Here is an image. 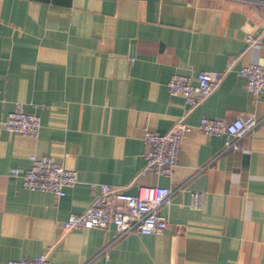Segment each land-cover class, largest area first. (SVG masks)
<instances>
[{
  "label": "crops",
  "instance_id": "obj_1",
  "mask_svg": "<svg viewBox=\"0 0 264 264\" xmlns=\"http://www.w3.org/2000/svg\"><path fill=\"white\" fill-rule=\"evenodd\" d=\"M251 64L264 67V0H0V264L44 253L51 264H264V94L239 74ZM229 68L187 114L173 175L145 171L146 131L186 114L171 77L198 83ZM18 105L40 116L38 138L4 128ZM241 115L258 121L243 150L199 129L203 117ZM31 155L63 162L79 182L61 198L25 189L10 170L30 168ZM92 183L176 190L159 210L168 228L65 231L92 204Z\"/></svg>",
  "mask_w": 264,
  "mask_h": 264
},
{
  "label": "built area",
  "instance_id": "obj_2",
  "mask_svg": "<svg viewBox=\"0 0 264 264\" xmlns=\"http://www.w3.org/2000/svg\"><path fill=\"white\" fill-rule=\"evenodd\" d=\"M253 39H250L252 41ZM203 71L198 75V83L185 75H173L167 83L172 95L185 98L186 114L166 132L146 131L145 171L159 176L171 177L178 164L179 150L184 137L191 130L185 121L187 114L201 105L220 85L229 72ZM246 78L247 89L255 95L264 94V67L251 64L239 70ZM257 119L249 116H238L229 122L224 119L201 118L199 129L208 135H224L227 150H243L239 141L254 129ZM6 130L38 138L41 133V118L38 114L24 111L21 105L9 113L3 122ZM32 165L28 169L13 168L10 174L20 177L23 187L30 191H46L57 198L66 194V188L79 182L77 171L67 169L63 162L49 156L30 157ZM181 185L177 190H182ZM94 199L90 207L81 214H72L64 224L65 231L74 229L115 227L116 236L122 238L129 234H160L168 228V221L161 215V207L173 203L176 190L164 186H143L138 194L127 191V187L97 184L90 185ZM202 195L191 193L190 206L201 207ZM8 264H51L48 253L33 257L10 260ZM84 264H92L88 261Z\"/></svg>",
  "mask_w": 264,
  "mask_h": 264
}]
</instances>
